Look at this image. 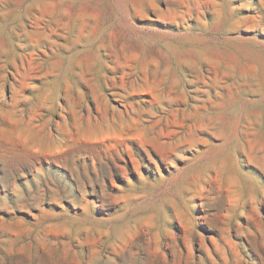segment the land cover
<instances>
[{"label": "rangeland", "instance_id": "1", "mask_svg": "<svg viewBox=\"0 0 264 264\" xmlns=\"http://www.w3.org/2000/svg\"><path fill=\"white\" fill-rule=\"evenodd\" d=\"M0 264H264V0H0Z\"/></svg>", "mask_w": 264, "mask_h": 264}]
</instances>
